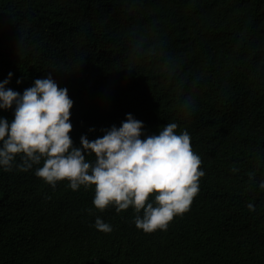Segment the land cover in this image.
Instances as JSON below:
<instances>
[{"label": "trees", "instance_id": "16d2710c", "mask_svg": "<svg viewBox=\"0 0 264 264\" xmlns=\"http://www.w3.org/2000/svg\"><path fill=\"white\" fill-rule=\"evenodd\" d=\"M9 72L21 94L48 75L67 88L73 146L131 113L145 135L187 130L205 175L186 213L145 233L132 206L96 209L94 186L53 188L18 154L0 168V264H264V0H0Z\"/></svg>", "mask_w": 264, "mask_h": 264}, {"label": "clouds", "instance_id": "9594fccd", "mask_svg": "<svg viewBox=\"0 0 264 264\" xmlns=\"http://www.w3.org/2000/svg\"><path fill=\"white\" fill-rule=\"evenodd\" d=\"M12 75L0 81V110L13 111L10 121L0 117V168L11 170L18 154L22 163L17 167L23 171L43 161L35 175L45 183L54 188L67 180L73 191L94 186L96 209L113 205L120 212L132 206L135 226L145 233L166 230L175 216L189 210L205 173L187 130L177 132L176 123H167L158 134L145 135L143 122L128 113L119 127L111 126L94 140L81 135L75 147L67 88L48 75L21 94L7 87ZM93 154L94 161L86 160ZM258 186L264 190V180ZM247 208L255 211L252 203ZM94 227L112 231L100 217Z\"/></svg>", "mask_w": 264, "mask_h": 264}]
</instances>
